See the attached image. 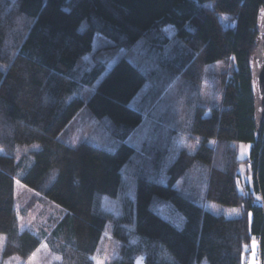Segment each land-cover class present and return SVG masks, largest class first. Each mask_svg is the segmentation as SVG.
Listing matches in <instances>:
<instances>
[{"label": "trees", "instance_id": "trees-1", "mask_svg": "<svg viewBox=\"0 0 264 264\" xmlns=\"http://www.w3.org/2000/svg\"><path fill=\"white\" fill-rule=\"evenodd\" d=\"M263 6L264 0H0V129L5 132L0 139L5 148L0 152V264L13 257L24 264L41 242L36 233L19 227L16 177L60 210L47 240L60 259L51 264H94L108 222L120 242L118 255L108 264H133L138 254L144 264H243L252 238L263 255L264 112L257 129L250 68ZM220 15L232 16L233 26L224 25ZM164 26L173 27L198 53L199 65L232 57L235 68L222 81L221 107L209 113L195 109L190 131L201 139L198 147L177 155L165 182L139 173L134 201L113 217L99 209L98 200L117 195L121 169L134 154L124 139L142 120L130 102L145 76L122 57L84 101L72 96L75 89L94 83L105 67L99 64L76 80L75 66L92 50L97 34L128 49ZM84 105L95 118L111 123L120 140L113 151L88 142L72 146L60 138ZM236 142L251 144L247 160L254 193L238 187ZM33 143L39 147L30 150L31 160L22 166L13 148ZM195 163L207 167L205 198L239 207V216L215 215L197 196L174 186ZM156 201L181 213L182 227L162 217L153 207Z\"/></svg>", "mask_w": 264, "mask_h": 264}, {"label": "rangeland", "instance_id": "rangeland-1", "mask_svg": "<svg viewBox=\"0 0 264 264\" xmlns=\"http://www.w3.org/2000/svg\"><path fill=\"white\" fill-rule=\"evenodd\" d=\"M219 18L224 25L234 24L230 15H220ZM84 28L83 22L80 30ZM173 30L172 27L164 26L160 32L153 31L142 36L128 49L120 48L97 34L93 51L81 57L75 66L76 80L99 64L105 67L94 83L80 84L75 89L72 96L81 97L84 101H87L96 89L107 67L121 55H125V58L145 76L143 85L130 102L132 107L141 111L142 120L124 139L134 148V154L121 169L122 184L117 195H102L98 200L99 209L113 217L122 213L125 203L134 201L136 177L139 173L157 177L165 182L167 169L177 155L181 151L191 153L198 147L201 139L190 131L195 109L204 107L206 113H209L212 107H221L222 81L235 68L232 57L199 65L198 53H194L186 43L174 35ZM258 30L257 50L250 60L255 100L254 119L257 128L260 127L264 109V6L259 15ZM163 38L166 39L164 43L161 41ZM180 64L185 65L181 70ZM179 76L181 79L178 88L172 87V82ZM175 95V110L181 117L169 120L168 113L173 108L171 102ZM4 133L0 129V139ZM60 138L72 146L88 142L108 151H113L120 142L113 136L109 120L95 118L85 105L63 129ZM235 146L237 158L241 160L238 187L240 190L248 187L253 192L252 170L247 160L251 144L236 142ZM38 147V143H33L30 147L16 145L13 149L16 158L21 159L22 166H26L31 160L28 155L30 150ZM2 151H5V148L0 146V152ZM206 180L207 167L195 163L183 173L174 186L181 192L197 196L195 199L215 215L239 216V207L215 203L203 197ZM255 197L256 200L260 199L257 194ZM14 198L20 229L28 228L41 238L40 245L24 260V264H51L59 260L56 246L52 247L47 241L59 216V208L23 185L17 177L14 182ZM153 207L162 217L182 227L184 217L171 204L156 201ZM3 243V236L0 234V255ZM119 244L120 242L112 236V223L108 222L92 256L94 264H108L113 260L118 255ZM262 254L258 240L252 238L246 247L243 264H264V253ZM7 264H19V260L13 257V260H7ZM133 264H144L143 254L136 255ZM200 264H207V261L203 260Z\"/></svg>", "mask_w": 264, "mask_h": 264}, {"label": "crops", "instance_id": "crops-1", "mask_svg": "<svg viewBox=\"0 0 264 264\" xmlns=\"http://www.w3.org/2000/svg\"><path fill=\"white\" fill-rule=\"evenodd\" d=\"M169 27H171V26H169ZM173 28V27H172ZM174 29V28H173ZM174 31V35L176 34V31H175V29L173 30ZM102 36V35H101ZM95 37H96V35H95ZM95 37H94V42H93V48H92V50L89 52V53H91L92 51H93V49H94V46H95ZM103 37V39H106L107 41H110L108 38H106V37H104V36H102ZM89 53H87L86 55H88ZM122 57H125V55H121V57L119 56L118 58H117V60H115L113 63H111L110 64V66L109 67H107V71H106V73L104 74V75H102L101 76V78L100 79H102L106 74H107V72H108V70L120 59V58H122ZM104 72V71H103ZM180 79H181V77L179 76L177 79H174V81L172 82V87H177L178 88V86H179V83H180ZM100 81V80H99ZM98 84V83H97ZM176 88V89H177ZM96 91V89L93 91V93ZM92 93V94H93ZM91 94V95H92ZM176 102H177V96L175 95V96H173V100H172V106H173V108H172V110H171V112L170 113H168V119L169 120H177L178 118H180L181 116L179 115V113L178 112H176V110H175V104H176ZM194 115V114H193ZM174 122V121H173ZM141 123V122H140ZM139 123V124H140ZM138 124V125H139ZM137 125V126H138ZM136 126V127H137ZM204 192H205V190H204ZM203 197H205V194L203 195Z\"/></svg>", "mask_w": 264, "mask_h": 264}, {"label": "water", "instance_id": "water-1", "mask_svg": "<svg viewBox=\"0 0 264 264\" xmlns=\"http://www.w3.org/2000/svg\"><path fill=\"white\" fill-rule=\"evenodd\" d=\"M259 19V18H258ZM259 31V30H258ZM257 39H258V36H257ZM257 45H258V42H257ZM256 50H257V47H256ZM256 50H255V52H256ZM254 52V53H255ZM254 55V54H253ZM263 112H264V109H263ZM262 116H263V114H262ZM261 125V124H260ZM260 128V127H259ZM259 128H257V129H259Z\"/></svg>", "mask_w": 264, "mask_h": 264}]
</instances>
